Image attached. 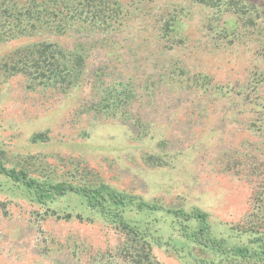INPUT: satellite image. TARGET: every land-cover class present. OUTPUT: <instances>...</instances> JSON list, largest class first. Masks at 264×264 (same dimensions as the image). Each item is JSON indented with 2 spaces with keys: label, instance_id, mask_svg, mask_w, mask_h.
I'll return each mask as SVG.
<instances>
[{
  "label": "rangeland",
  "instance_id": "rangeland-1",
  "mask_svg": "<svg viewBox=\"0 0 264 264\" xmlns=\"http://www.w3.org/2000/svg\"><path fill=\"white\" fill-rule=\"evenodd\" d=\"M157 1L160 5L168 0ZM206 12L193 9L175 46H157L152 34H141L138 23L130 22L106 49L93 50L88 74L111 56L115 60L110 66L123 67L132 75L123 77L136 82L135 102L126 115L93 107L101 100L97 76H83L66 90L30 87L26 76H0V143L8 165L30 156H46L57 165H62L61 159L75 158L86 163L95 181L135 202L162 208H129L124 215L131 225L150 227L154 235L178 246L181 257L171 246L154 247L141 264H197L195 258L209 264H264L181 239L167 213L192 208L208 213L214 236L227 246L241 244L232 228H246L249 219L257 220L252 216L257 211L254 195L264 178L256 176L251 165L257 159L262 162L263 154L256 153L259 139L234 120L239 109L235 101L227 103L221 96L256 69L264 70V55L252 51L255 45L215 48L213 33L201 25ZM145 37L151 42L141 43ZM53 40L74 42L73 37ZM29 41L0 44V58ZM155 64L169 73L139 76L138 67L151 72ZM179 67L188 73L185 77H211L217 89L205 91L197 85L193 91L176 92L169 82L182 77ZM106 77L112 81L116 76ZM38 133H47L49 139L33 141ZM130 244L114 222L88 208L80 196L68 194L40 204L29 190L0 174V264H135Z\"/></svg>",
  "mask_w": 264,
  "mask_h": 264
},
{
  "label": "trees",
  "instance_id": "trees-1",
  "mask_svg": "<svg viewBox=\"0 0 264 264\" xmlns=\"http://www.w3.org/2000/svg\"><path fill=\"white\" fill-rule=\"evenodd\" d=\"M159 3L157 0H0V44L20 38L31 40L0 58V76L5 79L26 76L30 87H61L63 90L78 84L83 76H97L95 86L101 100L93 102V107L100 112L114 108L115 112L121 111V116L126 115L135 102L136 82L132 77H123L132 76L123 67L110 66L115 60L111 56L109 62L97 68L94 74H88L86 66L93 57V50L106 49L107 43L115 41L114 37L123 31L124 24L127 26L130 22L138 23L141 34H152L157 46L165 43L175 46L181 25L191 19L193 9L197 7L207 10L201 25L213 33L215 48L255 45L252 51L264 55V0H168ZM56 36L73 37L74 42L71 44L69 40L70 44L64 45L53 40ZM144 42L151 40L145 37L141 39V43ZM112 55L117 61L121 60L119 54ZM137 70L139 76H165L169 73L156 64L151 72H146V68L138 67ZM178 70L182 77L169 82L176 92L193 91L197 85L206 87L205 91L217 89L211 85V77L199 80L185 77L189 75L181 67ZM106 76L116 77L107 81ZM204 95L211 97L209 92ZM221 98L227 103L235 101L239 109L237 115H233L234 120L258 137L256 153L263 154L262 162L257 159L251 170L264 178V70L256 69L244 82L229 86ZM243 114L247 119L242 120ZM48 139L47 133L33 137V141ZM59 163L63 166L54 164L46 156H30L10 166L6 150L0 143V174L29 190L38 203L46 205L68 194L80 196L88 208L107 217L122 230L131 242L129 247L136 259L135 264L148 260L154 247L171 246L181 257L178 246L154 235L150 227L143 230L131 225L124 215L129 208L158 211L161 207L135 202L134 197L102 181H95L89 175V167L80 160L64 158ZM254 197L257 211L254 210L252 216L257 220L249 219L246 228H232L233 235L241 239L240 245L227 246L224 239H217L209 214L198 208L167 210V213L172 216L173 229L181 239L221 255L264 263V179L257 186ZM194 261L209 264L199 258Z\"/></svg>",
  "mask_w": 264,
  "mask_h": 264
}]
</instances>
